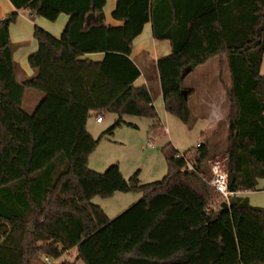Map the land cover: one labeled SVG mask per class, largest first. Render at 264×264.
Segmentation results:
<instances>
[{
	"label": "trees",
	"instance_id": "trees-1",
	"mask_svg": "<svg viewBox=\"0 0 264 264\" xmlns=\"http://www.w3.org/2000/svg\"><path fill=\"white\" fill-rule=\"evenodd\" d=\"M9 1L15 10L0 18V216L24 229L19 256L9 260L0 251V264H37L42 254L54 261L74 247L82 264H264V205L242 192L264 175V0H116L112 17L120 25L105 20L106 0ZM22 7L32 19H69L56 36L35 24L38 48L28 57L34 74L18 78L9 23ZM148 21L154 37L171 41L172 52L155 64L166 111L185 122L193 115L187 65L226 56L232 82L225 150L235 192L219 203L208 141L181 155L163 144L168 171L153 181L139 183L138 171L127 177L114 162L104 170L88 165L102 137L123 123L135 126L124 114L148 116L157 120L152 129L159 127L154 94L135 84L142 68L131 57ZM92 52L104 57L88 58ZM26 87L44 93L32 112L22 106ZM108 111L117 118L96 137L89 117ZM132 188L144 193L115 217L93 200ZM54 264L73 263L63 257Z\"/></svg>",
	"mask_w": 264,
	"mask_h": 264
},
{
	"label": "rangeland",
	"instance_id": "rangeland-1",
	"mask_svg": "<svg viewBox=\"0 0 264 264\" xmlns=\"http://www.w3.org/2000/svg\"><path fill=\"white\" fill-rule=\"evenodd\" d=\"M20 18H25V20H20ZM26 20L29 23L27 31L28 23ZM41 21L50 26L56 24V18L49 20L42 15L32 19L29 11L22 12L21 15L18 14L15 20L9 23V40L13 44L14 56H17L22 49L29 47L31 42L33 45L37 44L33 35L35 24L41 25L53 33L39 23ZM220 60L218 56L187 73L184 80L185 85L193 86L196 89L195 95L190 96L193 115L189 121L185 122L175 113L167 112L164 107L162 112H159L156 103L154 105L159 116L157 129H152V126L157 122L156 119L148 116L124 114L123 117L135 126L123 123L114 129L112 135L102 137L89 155L88 165L98 170H104L109 163H117L127 177L138 171L137 177L141 183L157 180L168 171V163L162 147L168 142L184 151L189 147H194L198 142L208 141L214 153L211 158L225 157L227 155L225 148L229 133L227 117L230 102L223 86L230 80L231 74L228 67L220 73ZM262 64L261 72L264 74V58ZM224 67L223 65L222 68ZM142 79L140 78L138 82H142ZM219 89L221 92L223 91L221 97H219ZM43 95V91L26 87L25 98L22 101L24 105L22 106L28 112H32ZM154 100H160L158 93H154ZM208 101L212 102L211 106L206 104ZM209 112L215 114L214 121L207 117L210 116ZM103 117L105 119L103 123H96L93 118L90 119L91 129L96 137L115 121L117 115L108 111ZM148 140L151 141V144L148 143ZM143 193L142 188H132L125 191H115L107 196L94 194L93 200L100 203L109 215L114 216L118 215V211L126 209L141 198ZM247 195L251 203L264 205V175L259 178L253 189L248 190ZM222 198V196H215L214 201L219 203ZM22 229L24 228L14 220L0 216V251L9 260L16 259L20 254L18 234L21 233ZM45 257V254H42V258L38 260L37 264H42L44 261L46 263ZM63 257L74 260L76 251L74 248L69 249L60 257L55 258L54 261L58 262ZM76 262L82 264L80 260Z\"/></svg>",
	"mask_w": 264,
	"mask_h": 264
},
{
	"label": "crops",
	"instance_id": "crops-1",
	"mask_svg": "<svg viewBox=\"0 0 264 264\" xmlns=\"http://www.w3.org/2000/svg\"><path fill=\"white\" fill-rule=\"evenodd\" d=\"M115 7H116V0H106L105 6H104L105 20H107L109 23H111L113 25H120L123 23V21L122 20H120V21L115 20L112 17V12H113ZM14 10H15V7H13V5L11 4V2L9 0H0V18L5 16L6 13H9V12L14 11ZM26 11H29V9L26 7H22L21 9H17L18 14H20V15L22 14V12H26ZM29 13H30V11H29ZM68 19H69L68 14L60 13L56 18V22H55L56 24L55 25L50 26L43 21H41L39 23H41L42 25H44L48 29H50L54 33V35L56 36V35L61 34V32L63 31V29L65 28V26L68 23L67 22ZM20 20H25V18H20ZM27 23H28V21H27ZM28 29H29V23L26 27V31ZM14 30L16 31V28H14ZM37 48H38V42L35 45H33L31 42L29 47L22 49L21 52L17 56H14V52H12V56H13L14 60L17 62L19 69H20V73L18 74V78L25 77V76H31L34 74V71L28 62V57H29V54L31 52L35 51ZM171 50H172V44H171L170 39L169 40L157 39L156 37H154V35H152V24L150 21L146 22L142 31L136 35V38L133 40V44H132L131 57L133 59H135L138 62L140 68H142V74L135 81V84H137V85L138 84L139 85L146 84L151 88L153 94L154 93L159 94L160 100L159 101L155 100V102H154L157 104L159 112H162L161 110L163 107L165 109V103H164L163 94H162L160 76L158 73V68L156 67L155 63L158 60V58L171 53L172 52ZM218 56L221 59L220 60V68H219L220 73H221L224 70H226L227 67L229 68V65L227 64V59H226L225 55H223V56L218 55ZM218 56H216V57H218ZM87 57L88 58L90 57V58L95 59V60H100L104 57V53L92 52V53H89L87 55ZM216 57H214V58H216ZM214 58H211L210 60H212ZM210 60H208V61H210ZM202 64H204V63H202ZM223 65L225 66L224 68H222ZM200 66H202V65H199L198 67H200ZM193 69H195V68H193ZM140 78H143L142 82H138V80ZM184 80H185V78H184ZM184 80H183V82H184ZM221 81H223V80H221ZM231 82L232 81H231V77H230V80L227 81L225 83V85L223 86V89H225V93H226L227 97H228L227 91H228V88L231 86ZM188 87L193 89L192 93L188 96L189 101H190L191 100L190 96L195 95L196 89L193 86H188ZM219 90H220L219 97H221V94L223 95V91L221 92V89H219ZM24 98H25V96H24ZM229 102H230V99H229ZM206 104L208 106H211L212 102L208 101V102H206ZM190 106H191V103H190ZM209 114H210V112H209ZM214 116H215V114H210V116H207V117L212 118V121H214ZM95 117H96V115L92 114L89 117V120L87 122V129L93 135H95V134L93 133V131L91 129L90 119L93 118L94 122H96V123H103L105 120L104 119L102 122H98ZM248 190H245L242 192L247 194ZM118 191H120V190H118ZM121 210L123 211L124 209H121ZM121 210L118 212L119 213L122 212ZM114 216H116V215H114ZM114 216H112V217H114ZM74 250L76 251V247H74Z\"/></svg>",
	"mask_w": 264,
	"mask_h": 264
},
{
	"label": "built area",
	"instance_id": "built-area-1",
	"mask_svg": "<svg viewBox=\"0 0 264 264\" xmlns=\"http://www.w3.org/2000/svg\"><path fill=\"white\" fill-rule=\"evenodd\" d=\"M98 122H102L104 118L99 114L96 117ZM148 143L151 144V141L148 140ZM198 144V143H197ZM184 154V151H180L178 155ZM210 166V183L215 187V189L221 194L224 199H228L231 195L234 194V190L229 187V177H228V161L227 156L225 157H213L209 158ZM187 167L192 168V162L187 161ZM49 264H54V261L46 256Z\"/></svg>",
	"mask_w": 264,
	"mask_h": 264
},
{
	"label": "water",
	"instance_id": "water-1",
	"mask_svg": "<svg viewBox=\"0 0 264 264\" xmlns=\"http://www.w3.org/2000/svg\"><path fill=\"white\" fill-rule=\"evenodd\" d=\"M91 18H94V13H89V14H88L87 19H91ZM192 69H193V66H191V65H187L186 69H185L184 72H183V77H185L186 74H187L188 72H190ZM186 91H187V89H183V90H182V93L184 94L185 99H187ZM130 183H131L132 185H136V182H134L133 180H130ZM222 205L227 206V205H228V200H223V201H222ZM71 263H73V264H77V263H76V260H71Z\"/></svg>",
	"mask_w": 264,
	"mask_h": 264
}]
</instances>
